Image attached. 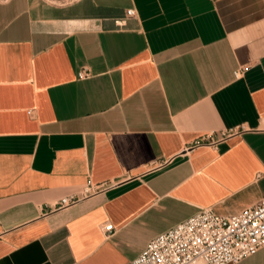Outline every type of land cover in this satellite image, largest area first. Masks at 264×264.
I'll list each match as a JSON object with an SVG mask.
<instances>
[{
    "label": "crops",
    "instance_id": "obj_1",
    "mask_svg": "<svg viewBox=\"0 0 264 264\" xmlns=\"http://www.w3.org/2000/svg\"><path fill=\"white\" fill-rule=\"evenodd\" d=\"M262 195L264 0H0V264H133Z\"/></svg>",
    "mask_w": 264,
    "mask_h": 264
},
{
    "label": "built area",
    "instance_id": "obj_2",
    "mask_svg": "<svg viewBox=\"0 0 264 264\" xmlns=\"http://www.w3.org/2000/svg\"><path fill=\"white\" fill-rule=\"evenodd\" d=\"M134 9L127 10L128 14ZM235 70V75L240 74ZM83 68L77 76L88 75ZM74 201L64 196L59 204ZM108 236L113 223L103 225ZM264 246V195L238 213L220 214L202 207L186 219L149 239L133 264L234 263Z\"/></svg>",
    "mask_w": 264,
    "mask_h": 264
}]
</instances>
